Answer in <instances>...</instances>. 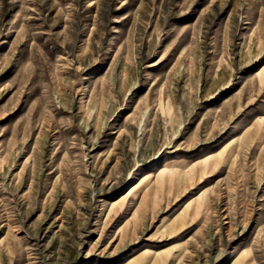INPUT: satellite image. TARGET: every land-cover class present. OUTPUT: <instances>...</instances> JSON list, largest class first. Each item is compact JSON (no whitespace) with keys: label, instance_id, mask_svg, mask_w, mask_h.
<instances>
[{"label":"rangeland","instance_id":"1","mask_svg":"<svg viewBox=\"0 0 264 264\" xmlns=\"http://www.w3.org/2000/svg\"><path fill=\"white\" fill-rule=\"evenodd\" d=\"M0 264H264V0H0Z\"/></svg>","mask_w":264,"mask_h":264}]
</instances>
